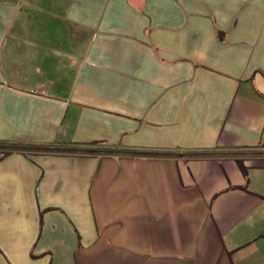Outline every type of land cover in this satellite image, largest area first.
I'll return each mask as SVG.
<instances>
[{"label":"crops","instance_id":"crops-1","mask_svg":"<svg viewBox=\"0 0 264 264\" xmlns=\"http://www.w3.org/2000/svg\"><path fill=\"white\" fill-rule=\"evenodd\" d=\"M0 141L72 148H0V264H264V0H0Z\"/></svg>","mask_w":264,"mask_h":264},{"label":"trees","instance_id":"trees-1","mask_svg":"<svg viewBox=\"0 0 264 264\" xmlns=\"http://www.w3.org/2000/svg\"><path fill=\"white\" fill-rule=\"evenodd\" d=\"M0 148H1V155L4 156L7 153L11 152L14 149H37V150H47V151H55V150H68L72 149L71 147L62 146V145H33V144H27V143H16V142H10V141H0ZM146 152V151H142Z\"/></svg>","mask_w":264,"mask_h":264}]
</instances>
